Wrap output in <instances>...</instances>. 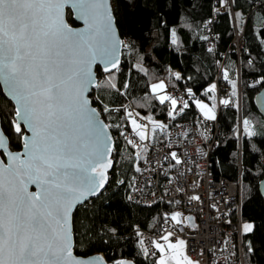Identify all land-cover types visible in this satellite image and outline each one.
<instances>
[{"label": "snow or ice", "instance_id": "1", "mask_svg": "<svg viewBox=\"0 0 264 264\" xmlns=\"http://www.w3.org/2000/svg\"><path fill=\"white\" fill-rule=\"evenodd\" d=\"M223 4L227 10L228 0ZM69 7L83 21V28L69 25L65 13ZM172 35L175 37V31ZM122 46L109 0H0V82L15 101L11 129L21 144L20 151H12L11 140L0 127V157L8 159L5 163L0 158V264H107L103 257L75 254L73 213L108 182L114 146L107 129L112 125L100 120L87 93L92 87L117 88L113 81L120 70ZM97 64L109 73L106 85L95 77ZM175 76L180 79L179 73ZM223 79L229 80L227 70ZM229 82L235 96L236 82ZM151 91L161 105L170 103L168 115L173 119L190 107L187 100L178 104L163 81L152 84ZM215 91L212 84L208 92ZM187 94L195 96L190 88ZM209 99L215 100V96ZM194 103L206 120L216 119L214 103L211 107L200 99ZM221 103L227 106L232 101L223 99ZM104 111L110 109L105 106ZM127 116L139 140H147V125L140 124L131 111ZM152 123L153 134L157 128L167 127ZM243 127L247 137L258 135L248 119ZM127 142L137 146L132 139ZM170 157L175 164L182 163L176 152ZM31 185L35 191L30 190ZM181 216L175 212L170 219L180 225ZM251 229V224L243 225L245 233ZM173 238L174 232L168 231L161 236L164 243L150 242L155 251L141 239L143 256L158 252L154 264H198L186 255V241L173 242ZM169 250L173 255H167ZM114 264L132 262L117 259Z\"/></svg>", "mask_w": 264, "mask_h": 264}, {"label": "trees", "instance_id": "2", "mask_svg": "<svg viewBox=\"0 0 264 264\" xmlns=\"http://www.w3.org/2000/svg\"><path fill=\"white\" fill-rule=\"evenodd\" d=\"M113 1L117 25L126 40L122 64L113 81L117 88L94 87L90 95L112 125L114 165L103 192L79 205L73 213L76 252L86 255L103 250L113 261L131 257L136 264H154L159 253L145 258L131 231L138 223L148 230H157L172 204H147L129 198L138 174L136 168L142 169L147 147L128 144L120 153L118 145L129 125L117 106L130 101L141 118L167 125L165 132L157 128L155 134L154 126L151 128L150 140L155 144L166 141L167 132L181 123L204 127L205 118L194 103L200 98L217 102L218 134L209 153L214 175L236 180L241 168L242 217L252 225L251 231L244 233L246 264H264V198L258 184L264 176V116L253 98L264 85V0H228L227 10L223 0ZM67 10L68 20L77 23L71 10ZM237 34L242 36L241 46L235 42ZM226 70L227 81L223 79ZM97 73L98 82L106 85L109 73H104L100 66ZM176 73L180 79H176ZM159 80L178 104L187 100L190 105L183 113L175 114V119L168 115L170 103L161 105L151 91V85ZM231 80L236 82L235 96ZM212 84L216 91L208 92ZM189 88L194 97L187 94ZM93 94L98 100L93 99ZM211 96L215 100L209 99ZM223 99L232 103L220 106ZM105 106L110 111H104ZM0 115L11 147H21L11 129L14 104L2 90ZM245 119L251 121L257 136L245 135Z\"/></svg>", "mask_w": 264, "mask_h": 264}, {"label": "built area", "instance_id": "3", "mask_svg": "<svg viewBox=\"0 0 264 264\" xmlns=\"http://www.w3.org/2000/svg\"><path fill=\"white\" fill-rule=\"evenodd\" d=\"M235 42L242 45L241 34H237ZM93 95V99L98 100L97 95ZM117 110L123 111L129 125L118 145L120 153L127 148L128 139L135 141L137 146L147 147L142 169L136 175L129 198L147 204L159 201L172 204L164 212L157 230H148L139 223L134 225L131 232L137 236L138 243L143 239L145 246L155 251L153 243L172 231L173 240L184 238L188 257L198 264H246L241 168L238 178L231 180L225 175H214L209 162L212 142L218 134L217 119H205L202 129L181 123L167 132L166 141L151 144L150 130L153 123L136 115L130 101L117 106ZM128 111L140 124L147 125V140L140 141L133 131ZM160 131L165 132L166 128ZM171 152H176L182 163L175 164L170 157ZM193 196H199L200 199L192 200ZM175 212L182 214L180 225L170 219ZM99 253L110 259L105 251Z\"/></svg>", "mask_w": 264, "mask_h": 264}, {"label": "water", "instance_id": "4", "mask_svg": "<svg viewBox=\"0 0 264 264\" xmlns=\"http://www.w3.org/2000/svg\"><path fill=\"white\" fill-rule=\"evenodd\" d=\"M109 3H110V7H111V9H112V14H113V16H114V28H115V30H116L117 37H118V39L123 40V41H124V44H125V40L123 39V36L121 35L120 29L118 28V25H117V18H116V16H115V8H114L115 3H114L113 0H109ZM67 9H70V10H71V12H72V18H73V20H76L77 23L72 24V23L68 20V17H67L68 10H67ZM65 13H66V20H67V22L69 23V25H70L71 27H73V28H77V29H80V28H83V27H84V23H83V21H80V20L76 19V17H75V13H74V10H72L70 7L65 9ZM123 48H124V46H122V47L120 48V55H119L120 65L122 64V58H123V53H124ZM98 66H100L101 69L103 68V66H102V65H99V64L94 65V67H93V71H94V73H95V77H96L97 81H99V76H98V73H97V67H98ZM102 71H103V70H102ZM104 73H105V72H104ZM93 88H94V87H92V88L89 90V92L87 93L88 99H89L90 102H91V103H90V107L95 108V109L97 110V112L99 113V118H100V120H102L105 124H108L107 121H106V119L104 118V116H103L102 113L100 112L99 108H98L96 105H94L93 102H92V98H91L90 92L92 91ZM1 90H2V92L5 94V96H6L8 99H11V100H12V102H13V104H14V109H15V106H16V105H15V101H14V100L8 95L7 90H6V88H5V86H4V84H3L2 82H0V91H1ZM253 98H254V104H255L256 108H258V110H259V112L261 113V115L264 116V85H263V86L261 87V89H260V90L254 95ZM14 118H15V116H13V119H14ZM22 126H23V125H22ZM0 127L3 128V126H2V121H1V115H0ZM3 131H4V130H3ZM107 131L109 132L110 136L112 137L113 146H115V137H114V135H113V130H112L111 127H110V128L107 129ZM4 132L7 134L6 131H4ZM7 136H8V134H7ZM8 137H9V136H8ZM10 148H11L12 151H20V150H21V147L16 148V149H13V148L10 146ZM114 149H115V148H113V151L111 152L110 157H109V159H111V160L113 161L112 166L114 165V158H113V152H114ZM0 158H3V159L5 160V163L8 162V159H7L6 156L0 157ZM111 168H112V167H111ZM111 168L107 169L108 182L105 184L104 188L101 189V190L99 191V193H98L97 195H95V196H98L99 194H101V193L103 192V190L105 189V187L107 186V184L109 183V175H110V170H111ZM263 173H264V172H263ZM258 184H259L260 194H262V196H263V198H264V176L259 180ZM30 190H31V191H35V190H36L35 185H31V186H30ZM95 196H90L87 200H89V199H91V198H94ZM87 200H86V201H87ZM83 204H84V203H83ZM78 206H79V205H78ZM78 206H77V207H78ZM73 217H74V214H73ZM73 227H74V225H73ZM75 254H76L78 257H86V258H90V259H96V258H98V257H103V260L106 261L107 264H114V261H113V260L107 259L105 256H102L101 253H99V252H95V253H90V254L83 255V254H79V253H77V252L75 251ZM123 259L132 262V264H136L135 260H134L133 258H131V257H129V258H123Z\"/></svg>", "mask_w": 264, "mask_h": 264}, {"label": "rangeland", "instance_id": "5", "mask_svg": "<svg viewBox=\"0 0 264 264\" xmlns=\"http://www.w3.org/2000/svg\"><path fill=\"white\" fill-rule=\"evenodd\" d=\"M159 82H161V80H159V81H157V82H154V83H159ZM153 83V84H154ZM197 99H200V98H197ZM201 101H203V102H205V103H207V104H209V106L211 107V105L214 103L215 105H216V108H215V112H216V114H217V112H218V110H217V102H215V101H206V100H203V99H200ZM200 111V110H199ZM147 121V120H146ZM149 121V120H148ZM152 121H154V120H152ZM243 125V124H242ZM244 224H251V222H249V221H243V225ZM184 240V239H183ZM156 242V241H155ZM173 242H176V241H173ZM163 243V242H162ZM186 252V251H185ZM167 255H169V256H171V255H173V253L171 252V250H169L168 251V253H167ZM186 255H187V252H186ZM188 256V255H187ZM170 264H175V262L174 261H171L170 262Z\"/></svg>", "mask_w": 264, "mask_h": 264}, {"label": "crops", "instance_id": "6", "mask_svg": "<svg viewBox=\"0 0 264 264\" xmlns=\"http://www.w3.org/2000/svg\"><path fill=\"white\" fill-rule=\"evenodd\" d=\"M179 239H184V238H179ZM179 239H176V240H173V241H177V240H179ZM160 242H163L162 240H159ZM164 243V242H163Z\"/></svg>", "mask_w": 264, "mask_h": 264}, {"label": "flooded vegetation", "instance_id": "7", "mask_svg": "<svg viewBox=\"0 0 264 264\" xmlns=\"http://www.w3.org/2000/svg\"><path fill=\"white\" fill-rule=\"evenodd\" d=\"M12 120H13V118H12ZM23 127V126H22Z\"/></svg>", "mask_w": 264, "mask_h": 264}]
</instances>
